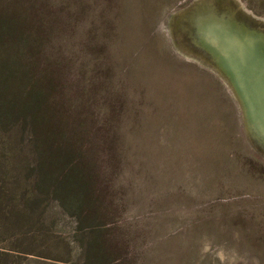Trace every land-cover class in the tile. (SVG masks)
I'll use <instances>...</instances> for the list:
<instances>
[{"label": "rangeland", "instance_id": "obj_1", "mask_svg": "<svg viewBox=\"0 0 264 264\" xmlns=\"http://www.w3.org/2000/svg\"><path fill=\"white\" fill-rule=\"evenodd\" d=\"M203 2L231 4L264 32V0H0L37 32L34 60L77 128L98 225L77 234L45 196L33 247L0 237L10 252L0 264H88L80 244L95 227L102 264H264V148L212 57L191 44L186 18ZM16 133L0 136V163H17L9 190L22 191L31 160ZM7 139L24 150L6 156Z\"/></svg>", "mask_w": 264, "mask_h": 264}, {"label": "trees", "instance_id": "obj_2", "mask_svg": "<svg viewBox=\"0 0 264 264\" xmlns=\"http://www.w3.org/2000/svg\"><path fill=\"white\" fill-rule=\"evenodd\" d=\"M21 22L15 13L0 8V136L17 131L27 140L31 160L27 172L25 167L26 188L22 191L9 190L17 180V163L10 172L0 163V237L19 235L20 241L15 243L18 250L22 243L33 247L30 230L39 221L34 222L33 215L42 209L45 196L75 220L77 234L84 232L86 224L93 227L91 221L98 226L89 214L93 206L86 197L92 183L76 148L77 128L64 120L53 102L55 81L43 73L44 67L39 70L40 62L34 60L40 47L37 32L32 33ZM4 141L6 156L14 157L24 150L13 146L11 139ZM10 196L15 197L13 201ZM96 227L91 229L89 240L80 244L88 264L104 260L98 247L102 230ZM9 256L10 252L2 251L0 261Z\"/></svg>", "mask_w": 264, "mask_h": 264}, {"label": "water", "instance_id": "obj_3", "mask_svg": "<svg viewBox=\"0 0 264 264\" xmlns=\"http://www.w3.org/2000/svg\"><path fill=\"white\" fill-rule=\"evenodd\" d=\"M214 3L196 5L186 18L191 44L212 57L264 148V32L231 4Z\"/></svg>", "mask_w": 264, "mask_h": 264}, {"label": "bare ground", "instance_id": "obj_4", "mask_svg": "<svg viewBox=\"0 0 264 264\" xmlns=\"http://www.w3.org/2000/svg\"><path fill=\"white\" fill-rule=\"evenodd\" d=\"M239 11V10H238ZM240 12V11H239ZM248 20H251V19H248ZM258 24V23H257Z\"/></svg>", "mask_w": 264, "mask_h": 264}]
</instances>
